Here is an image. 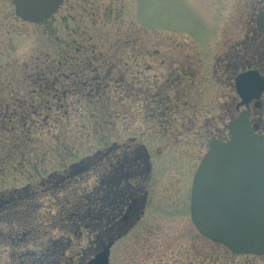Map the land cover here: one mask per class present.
I'll use <instances>...</instances> for the list:
<instances>
[{"label": "rangeland", "instance_id": "1", "mask_svg": "<svg viewBox=\"0 0 264 264\" xmlns=\"http://www.w3.org/2000/svg\"><path fill=\"white\" fill-rule=\"evenodd\" d=\"M256 2L63 0L50 18L33 24L14 15L11 0H0V194L34 187L41 192L45 216L54 212L56 198L42 192L41 179L52 172L84 170L92 153L112 144H143L152 163L149 202L134 227L112 244L108 264H264V255L232 254L203 237L189 215L193 173L209 141L228 138L227 125L238 101L233 78L242 71L232 75L231 87L221 78L214 91L204 92L205 64L217 67L220 61L207 56L213 51L222 57L243 40L245 29L254 26L255 14L263 8ZM250 46L259 51L258 44ZM78 47L83 49L79 53L74 50ZM67 49L76 53L71 54L78 61V76L71 74L73 68L58 66L59 52ZM88 59L95 72L90 67L82 70ZM187 67L188 73L202 75L200 85H194L198 77L185 75ZM172 73L191 85L169 86V94L182 90L183 100L187 94L191 101L189 108L179 105V113L177 108L167 113L168 122L163 123L155 94ZM96 75L105 77L107 85L99 96L87 98L91 86H83V81L78 87L76 81L86 78L90 83ZM136 88L149 89L130 91ZM224 94L230 97L229 115H224ZM219 96L221 118L215 125L203 124L214 103L218 112ZM18 104L23 111L36 107L37 114L27 115L25 121L8 116ZM85 176L80 186L97 185L95 173L90 170ZM52 233L58 235L57 230ZM78 244L85 247V238ZM10 253L0 242V264L10 263Z\"/></svg>", "mask_w": 264, "mask_h": 264}, {"label": "water", "instance_id": "2", "mask_svg": "<svg viewBox=\"0 0 264 264\" xmlns=\"http://www.w3.org/2000/svg\"><path fill=\"white\" fill-rule=\"evenodd\" d=\"M15 16L38 24L49 18L61 0H12ZM264 33V10L255 16ZM234 89L242 103L257 100L264 79L255 70L239 73ZM258 105V103H256ZM250 125L248 111L240 110L228 124L229 138L212 139L196 168L190 190V219L210 241L233 254L264 255V134ZM107 243L86 264H108Z\"/></svg>", "mask_w": 264, "mask_h": 264}, {"label": "flooded vegetation", "instance_id": "3", "mask_svg": "<svg viewBox=\"0 0 264 264\" xmlns=\"http://www.w3.org/2000/svg\"><path fill=\"white\" fill-rule=\"evenodd\" d=\"M63 0H61L62 4ZM12 4V0H11ZM61 4L58 6V8L61 6ZM256 4L258 6H262L263 8L259 11L264 10V0H257ZM13 7V4H12ZM57 8V9H58ZM14 10V7H13ZM57 11V10H56ZM258 11V12H259ZM257 12V13H258ZM256 13V14H257ZM255 14V16H256ZM259 46V51H252L250 50V45H256ZM67 56L69 59V65L70 63L74 66L69 68H73L71 70L72 75H77L78 72L75 70V68L78 67L76 64L75 55ZM75 54V53H73ZM94 54L93 56H95ZM213 56L217 59H220L218 61L217 67L213 64V67L209 64L207 65V68H205V72H203V76L206 75L205 80H203V83L205 84L204 92L207 91L212 92L214 91V86L216 85L215 81L221 80L223 78L224 82L227 78V85L228 87H231V79L232 75L237 72V70H242L238 72L234 77H236L239 73L247 71V70H255L257 73L264 79V33L258 31L256 29L255 25V17H254V26L248 27L244 31V38L241 41H237L235 45L227 52H224L222 57L216 56L215 53L210 52L207 56V58H213ZM95 59V57H92ZM206 59V58H205ZM92 66L91 60H87L85 62V66L82 70H88L89 67L92 72L96 71V68H93L89 66V63ZM220 63L222 64V72L223 76L221 75V67L219 66ZM88 68V69H87ZM68 69V68H66ZM189 67H187L186 74L192 77H198L197 81H195L194 85H200L202 81V75L197 76V74H193L192 72H189ZM81 70V71H82ZM83 72V71H82ZM199 73V72H197ZM220 73V74H219ZM200 75V74H199ZM84 76V75H83ZM222 76V77H221ZM234 79V78H233ZM84 80H77L76 85L79 87L81 86L80 82L83 86L90 85V89L88 92L93 88H101L105 87L107 84L105 83L106 78L100 77L96 75L92 78L90 83H85ZM56 81V79H55ZM120 81V80H119ZM134 83V81H131ZM178 84H182L180 87L184 88L185 85L189 86L191 85L188 82H183V78L181 76H178L177 74L174 75L173 73L170 75H167L163 79V88L162 90H159L158 94H155L156 97H158V106H161L162 109L159 112V116L163 117L164 122H168V118H166L167 113L168 116L172 114V110L174 108H177L178 110L175 113H179V105L182 107H187V103H190L191 99H188V95L185 94V100L182 96L183 92L182 90L177 92L175 91L174 95L169 94V86L176 87ZM226 85V83L224 84ZM134 88V87H131ZM189 88V87H188ZM149 88L145 89H132L130 91H136V90H147ZM234 89V84H233ZM163 91V94L161 93ZM66 92V91H65ZM235 92V90H234ZM236 94V93H235ZM160 95V96H159ZM238 97V96H237ZM220 98V96L217 98V100ZM226 98V95H223V106L225 107L224 115H229L228 112H230V107L226 111L227 106L230 105V99ZM163 99V100H162ZM174 101H173V100ZM215 99V97H213ZM164 101L165 105H160V103ZM181 102L182 104H179ZM258 103V105H256ZM215 104V103H214ZM211 106L212 112H208L206 115V119H203V124L207 121V124H214L216 118L220 119L222 112L221 107V101L218 100V103L216 104L218 108L215 111V105ZM242 107V108H241ZM189 108V107H187ZM247 110L248 111V119L249 122L252 123L251 118L254 116L256 118H260V121H256L258 125V130L256 131L259 134H264V124H262V117L264 116V90L261 92L259 98L257 100H251L248 103H242L241 99L238 97V101H236L234 110L237 112L238 110ZM224 117V116H223ZM212 120V121H211ZM220 122V121H218ZM204 126V125H203ZM182 127V126H181ZM216 127V126H215ZM214 127V129H215ZM169 128V126H167ZM218 129V127H216ZM166 130V128H165ZM204 133V131L202 132ZM178 134V133H177ZM185 136H188L187 133H181ZM184 137V136H183ZM221 136H216L214 138H219ZM131 141H135V137H130ZM223 140V139H221ZM130 141V142H131ZM143 144H138V147L130 145V143H121V144H112L111 146H107L106 148L99 149L98 153L95 157L96 162L101 164V171L98 172V197L99 200V211L98 214L100 216V220L105 219L101 222L99 225V228H92L90 226L91 224H87L84 231L85 233L80 234V239H83V237L86 240L85 247H78L77 251H74L75 255H83L84 257V263L86 259L91 256H93L97 251H99L102 247H104L107 243L111 242V246L114 243V241L117 239L121 233L129 231L135 223L139 221V219L143 216L144 210L149 202V187H148V180L150 177L149 172V166H152L150 161V154L145 150L143 147ZM148 153V154H147ZM88 241V242H87ZM110 246V248H111ZM110 251V249H109ZM70 254H67L68 258H70ZM54 264V263H52ZM58 264V263H56ZM66 264H73V263H66Z\"/></svg>", "mask_w": 264, "mask_h": 264}, {"label": "trees", "instance_id": "4", "mask_svg": "<svg viewBox=\"0 0 264 264\" xmlns=\"http://www.w3.org/2000/svg\"><path fill=\"white\" fill-rule=\"evenodd\" d=\"M74 50L79 53L83 49L78 47ZM73 52L69 49L60 51L61 59L58 66L73 67V64L69 65V60L65 56L66 53ZM75 60L77 61L76 58ZM62 93L66 92L63 90ZM101 93V88H93L87 94V98L99 96ZM14 106L19 107L11 108L8 116L17 115L20 120L25 121L27 115L37 114L36 107H29L23 111L22 104ZM6 109L8 112V107ZM16 110L20 113L16 114ZM4 114L5 117L6 113ZM97 153L98 150L92 153L94 156L84 170L79 172L69 170L71 172L63 174L52 172L45 179H41L40 186L44 187L42 192H48L56 198L53 213L45 216L41 213L43 207L39 200L41 192L34 187L26 186L21 192L14 189L12 192L0 194V242L11 248L9 264L84 263L83 255L74 253L79 247L80 234L87 224H91L92 228H99L101 222L105 221L100 220L98 214L100 202L97 199L99 195L97 185L90 189L85 185H79L87 177L85 175L88 171L91 170L96 175L101 171V164L95 159ZM59 192H62V195L57 198ZM55 230L58 232L56 236L52 233ZM29 244L35 248H29ZM68 252L69 254L71 252L70 258L67 256Z\"/></svg>", "mask_w": 264, "mask_h": 264}]
</instances>
